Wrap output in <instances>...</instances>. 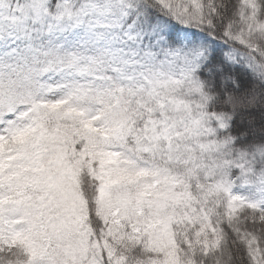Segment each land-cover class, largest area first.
<instances>
[{
	"label": "snow or ice",
	"instance_id": "1",
	"mask_svg": "<svg viewBox=\"0 0 264 264\" xmlns=\"http://www.w3.org/2000/svg\"><path fill=\"white\" fill-rule=\"evenodd\" d=\"M0 264H264V0H0Z\"/></svg>",
	"mask_w": 264,
	"mask_h": 264
}]
</instances>
